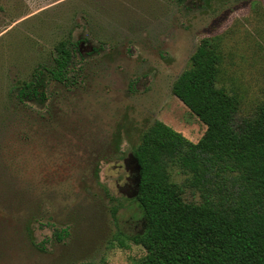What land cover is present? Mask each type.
Masks as SVG:
<instances>
[{
    "label": "rangeland",
    "instance_id": "1",
    "mask_svg": "<svg viewBox=\"0 0 264 264\" xmlns=\"http://www.w3.org/2000/svg\"><path fill=\"white\" fill-rule=\"evenodd\" d=\"M203 39L220 42L236 120L251 117L264 100V0H0V264L143 257L127 240L142 230L132 151L154 121L192 143L204 134L171 93ZM62 40L78 47L76 84L46 80L18 101Z\"/></svg>",
    "mask_w": 264,
    "mask_h": 264
},
{
    "label": "trees",
    "instance_id": "2",
    "mask_svg": "<svg viewBox=\"0 0 264 264\" xmlns=\"http://www.w3.org/2000/svg\"><path fill=\"white\" fill-rule=\"evenodd\" d=\"M79 57L75 42H58L52 64L37 66L17 87L18 101L38 96L46 80L75 85ZM189 61L171 93L205 131L196 143L160 121L141 133L132 158L142 230L127 240L144 255L133 264H264V100L251 117L236 120L237 97L218 87V39L201 40ZM175 171L185 177L181 184ZM186 189L199 201H186Z\"/></svg>",
    "mask_w": 264,
    "mask_h": 264
}]
</instances>
